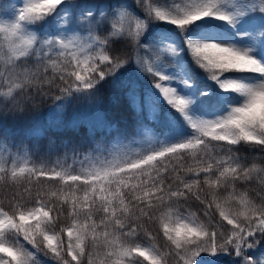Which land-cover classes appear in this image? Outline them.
Instances as JSON below:
<instances>
[{"label":"snow or ice","instance_id":"obj_1","mask_svg":"<svg viewBox=\"0 0 264 264\" xmlns=\"http://www.w3.org/2000/svg\"><path fill=\"white\" fill-rule=\"evenodd\" d=\"M9 117L0 264H264V0L0 4Z\"/></svg>","mask_w":264,"mask_h":264},{"label":"trees","instance_id":"obj_2","mask_svg":"<svg viewBox=\"0 0 264 264\" xmlns=\"http://www.w3.org/2000/svg\"><path fill=\"white\" fill-rule=\"evenodd\" d=\"M15 2H16V0H0V4H11V3H15ZM143 83L145 85L151 86L152 83H153L152 78L150 76H146L144 78V80H143ZM103 98H104L105 103L107 104V101H108V92H107V90H105ZM49 106H50V103L43 105L41 107V109H40L39 115L46 116ZM67 112H68L69 115H71L72 109H68ZM124 115H129V113H124ZM4 123H6L7 126L10 127V128H23V127L26 126V121H22V120H19V119L14 120L12 117H9L6 122L3 121L2 119H0V124H4ZM69 132L71 134V130H69ZM50 134L51 133H48L44 137L39 138L38 143L41 145L42 148L47 145L48 135H50ZM64 138L68 139L69 137L65 136ZM0 139H3L2 131H0ZM19 139H20L19 137L16 138L17 142H19ZM25 143L31 144V143H33V141L26 140ZM60 155H62V153H60ZM192 210L193 211H197V209L195 207ZM28 247H31V246H28ZM41 259H46V258L45 257H41Z\"/></svg>","mask_w":264,"mask_h":264}]
</instances>
